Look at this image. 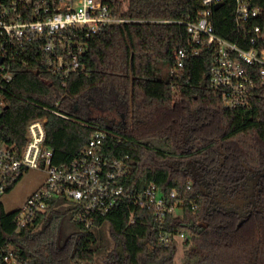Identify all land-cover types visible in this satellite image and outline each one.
<instances>
[{
  "label": "trees",
  "instance_id": "obj_1",
  "mask_svg": "<svg viewBox=\"0 0 264 264\" xmlns=\"http://www.w3.org/2000/svg\"><path fill=\"white\" fill-rule=\"evenodd\" d=\"M253 2L264 5V0ZM200 9L201 0L112 4L113 12L136 20H192ZM212 17L215 32L234 39L231 6L224 1ZM80 34L81 67L64 86L35 63L16 71L0 115V139L20 146L27 124L44 117L51 161L59 165L79 154L94 128L105 130L102 156L124 159L126 188L140 190L156 183L163 192L173 190L184 199L182 216L171 215L167 223L186 233L183 255L177 262L178 244H159L150 212L128 201H118L85 228L74 218L76 207L59 198L20 229L14 221L16 210L6 212L0 203V264H12L3 259L8 249L24 264H41L29 241L54 224L60 227V241L72 239L67 264H264V175L260 203L252 202L250 210L246 204L213 205L187 168L194 164L202 172L204 188L211 180L228 189L239 184L235 192L241 194L245 166L264 169V90L247 107H223L218 91L209 87L206 52L189 58L179 78L171 77L172 53L187 45L185 28L177 23L133 21L108 26L91 37ZM212 136L225 153L218 172ZM191 200L198 204L196 211L190 209ZM104 222L112 247L97 241L96 227ZM69 223L73 229L66 234Z\"/></svg>",
  "mask_w": 264,
  "mask_h": 264
},
{
  "label": "built area",
  "instance_id": "obj_2",
  "mask_svg": "<svg viewBox=\"0 0 264 264\" xmlns=\"http://www.w3.org/2000/svg\"><path fill=\"white\" fill-rule=\"evenodd\" d=\"M115 0H0V115L16 71L34 63L40 70L56 75L62 86L81 67L80 36L91 37L106 27L126 22H161L183 25L187 45L172 53L170 75L179 78L189 58L210 54L209 87L218 91L223 107L250 105L259 90H264V5L253 0H201L196 19H131L112 10ZM126 2V0H120ZM227 2L232 8L234 39L218 35L212 23L213 12ZM220 3L217 9L214 5ZM45 109V108H44ZM54 112V111H53ZM59 114L57 112H54ZM46 118L31 120L20 146L0 139V195L11 188L29 169L45 172V181L17 209V229L32 223L37 213L45 212L50 200L65 199L76 207L75 220L85 228L95 218L107 215L120 200L150 212L159 244L168 246L185 241L181 230L167 227L169 216H182L184 199L175 191L163 192L156 183L140 190L128 189L123 158L102 156L107 132L94 128L87 143L69 164H53V150L46 144ZM190 189V183H187ZM198 204L190 201V209ZM3 259L24 264L11 249Z\"/></svg>",
  "mask_w": 264,
  "mask_h": 264
},
{
  "label": "rangeland",
  "instance_id": "obj_3",
  "mask_svg": "<svg viewBox=\"0 0 264 264\" xmlns=\"http://www.w3.org/2000/svg\"><path fill=\"white\" fill-rule=\"evenodd\" d=\"M214 140L215 161L224 160V150L221 145L222 153L220 152L216 137H210ZM224 162V161H223ZM45 181V172L41 169L29 168L25 170L16 184L6 193L0 195V203L6 212L15 211L22 207L29 195L38 189ZM57 222V221H56ZM73 225L69 223L65 228L66 234L72 231ZM97 241L99 244L110 242L111 247L114 246V241L110 235L109 227L106 222L96 227ZM60 238V227L57 224L50 226L41 233L35 234L29 241L30 249L41 258V264H67L68 255L72 248V239L70 238L65 243ZM183 255V242H178L175 260Z\"/></svg>",
  "mask_w": 264,
  "mask_h": 264
},
{
  "label": "flooded vegetation",
  "instance_id": "obj_4",
  "mask_svg": "<svg viewBox=\"0 0 264 264\" xmlns=\"http://www.w3.org/2000/svg\"><path fill=\"white\" fill-rule=\"evenodd\" d=\"M224 161V160H223ZM223 161H217L216 168L217 172L221 169L223 165ZM187 168L191 169L193 171L194 176L196 177V182L202 187V189L205 190L207 193L209 199L213 203V205L216 206H238L246 204L249 206V209H252L251 203L255 201V203L259 204V189L261 184V177L264 175V169L252 171L251 169H248L247 166H245V174L242 177V187L240 193L238 196L236 195L235 190L240 189L241 186L237 184L233 188L231 186L229 189L226 187H221L218 182L215 181H206L207 188H204L203 182H204V176L201 171L195 168L194 164H188ZM215 180V177L213 178ZM241 196L243 202L241 204H234V203H227V199H233V198H239Z\"/></svg>",
  "mask_w": 264,
  "mask_h": 264
},
{
  "label": "water",
  "instance_id": "obj_5",
  "mask_svg": "<svg viewBox=\"0 0 264 264\" xmlns=\"http://www.w3.org/2000/svg\"><path fill=\"white\" fill-rule=\"evenodd\" d=\"M220 6V3L214 5V9H217L218 7ZM1 61V59H0ZM218 146H219V149H220V152L222 153V150H221V143H218ZM227 203H234V204H241L243 202L241 196L239 198H233V199H227L226 201Z\"/></svg>",
  "mask_w": 264,
  "mask_h": 264
}]
</instances>
